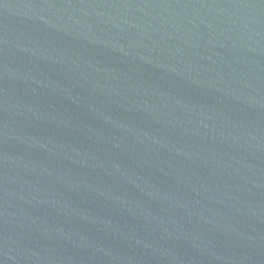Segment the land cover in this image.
Instances as JSON below:
<instances>
[{
	"label": "water",
	"instance_id": "1",
	"mask_svg": "<svg viewBox=\"0 0 264 264\" xmlns=\"http://www.w3.org/2000/svg\"><path fill=\"white\" fill-rule=\"evenodd\" d=\"M0 264H264V0H0Z\"/></svg>",
	"mask_w": 264,
	"mask_h": 264
}]
</instances>
